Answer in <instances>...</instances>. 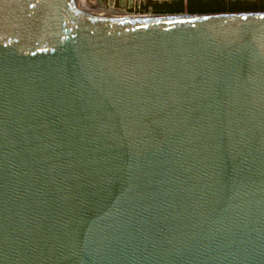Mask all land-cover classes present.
<instances>
[{
    "label": "water",
    "instance_id": "obj_1",
    "mask_svg": "<svg viewBox=\"0 0 264 264\" xmlns=\"http://www.w3.org/2000/svg\"><path fill=\"white\" fill-rule=\"evenodd\" d=\"M125 15L0 0V264H264V11Z\"/></svg>",
    "mask_w": 264,
    "mask_h": 264
},
{
    "label": "trees",
    "instance_id": "obj_2",
    "mask_svg": "<svg viewBox=\"0 0 264 264\" xmlns=\"http://www.w3.org/2000/svg\"><path fill=\"white\" fill-rule=\"evenodd\" d=\"M153 14H197L264 11V0H166L137 5V11Z\"/></svg>",
    "mask_w": 264,
    "mask_h": 264
},
{
    "label": "rangeland",
    "instance_id": "obj_3",
    "mask_svg": "<svg viewBox=\"0 0 264 264\" xmlns=\"http://www.w3.org/2000/svg\"><path fill=\"white\" fill-rule=\"evenodd\" d=\"M146 1L147 0H86V2L89 3L90 5L94 4L96 7H98V9H101L108 13L112 12L115 14H130V15L153 14L150 11V9L140 13L137 11V5L141 3L143 4ZM152 1H166V0H152ZM78 4H80V1L78 2ZM182 14H188V13H182Z\"/></svg>",
    "mask_w": 264,
    "mask_h": 264
},
{
    "label": "bare ground",
    "instance_id": "obj_4",
    "mask_svg": "<svg viewBox=\"0 0 264 264\" xmlns=\"http://www.w3.org/2000/svg\"><path fill=\"white\" fill-rule=\"evenodd\" d=\"M80 1V4H83V5H85V6H88V7H92V8H96V9H98V7H96L94 4H92V5H90L89 3H87L86 2V0H78V2ZM101 10V9H100ZM116 10V9H115ZM103 11V10H102ZM103 12H105V11H103ZM105 13H107V14H110V15H114V16H118V17H126V16H128V15H125V14H115V13H112V12H110V13H108V12H105ZM137 17H140V16H137Z\"/></svg>",
    "mask_w": 264,
    "mask_h": 264
}]
</instances>
